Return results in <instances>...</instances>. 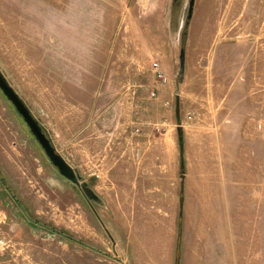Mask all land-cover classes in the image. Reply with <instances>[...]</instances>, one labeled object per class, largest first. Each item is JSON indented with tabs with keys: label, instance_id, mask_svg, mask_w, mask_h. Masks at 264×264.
Wrapping results in <instances>:
<instances>
[{
	"label": "rangeland",
	"instance_id": "rangeland-1",
	"mask_svg": "<svg viewBox=\"0 0 264 264\" xmlns=\"http://www.w3.org/2000/svg\"><path fill=\"white\" fill-rule=\"evenodd\" d=\"M188 7L0 0V71L100 198L0 91V264H264V0Z\"/></svg>",
	"mask_w": 264,
	"mask_h": 264
},
{
	"label": "water",
	"instance_id": "water-1",
	"mask_svg": "<svg viewBox=\"0 0 264 264\" xmlns=\"http://www.w3.org/2000/svg\"><path fill=\"white\" fill-rule=\"evenodd\" d=\"M181 65H183L182 58ZM0 91L13 106L17 114L21 117L30 134L34 137L35 141L44 152L48 162L58 171L60 176H62L66 181L70 182L74 188L81 190L83 195L91 203H100L99 196L94 192L89 184L83 180L78 171L68 162V160H66L64 156L57 152L52 141L44 131L43 126L33 116L32 112L29 110L14 88L9 84L6 76L1 71ZM24 215L28 220H30L29 216L25 212Z\"/></svg>",
	"mask_w": 264,
	"mask_h": 264
},
{
	"label": "crops",
	"instance_id": "crops-1",
	"mask_svg": "<svg viewBox=\"0 0 264 264\" xmlns=\"http://www.w3.org/2000/svg\"><path fill=\"white\" fill-rule=\"evenodd\" d=\"M142 52H143V54H144V49H140V51H139V53H138V55L140 56L141 54H142ZM137 60V67L138 66H140L139 68H144V67H141L142 65H146V63L148 62V61H145L144 59L142 60V61H139V57L137 56V57H134L133 58V61H132V63L133 64H135V61ZM148 64H149V62H148ZM130 66H132V65H130ZM149 66H151V65H149ZM148 66V69H147V72H150L151 71V69H150V67ZM133 67H134V65H133ZM160 67H161V71L165 74V75H167V74H169L170 73V68L166 65V63H160ZM170 75V74H169ZM54 145V144H53ZM54 147H56V146H54ZM57 150V152L58 153H60L59 151H58V149H56ZM66 159V158H65ZM67 160V159H66ZM52 166V165H51ZM83 170V169H82ZM85 173L86 172H92L91 174H89L90 176L91 175H95L96 173H101V169H99V167H97V166H95V165H89L88 164V162L86 161V163L84 164V170H83ZM94 172V173H93ZM95 252V251H94ZM118 259V258H117ZM116 264H127V262H126V260H121V259H119V260H116ZM168 264H169V261H168Z\"/></svg>",
	"mask_w": 264,
	"mask_h": 264
},
{
	"label": "built area",
	"instance_id": "built-area-1",
	"mask_svg": "<svg viewBox=\"0 0 264 264\" xmlns=\"http://www.w3.org/2000/svg\"><path fill=\"white\" fill-rule=\"evenodd\" d=\"M151 69L154 78L157 79V81L162 82L163 84L167 83L168 79L167 76L161 71L159 63L153 62L151 64ZM152 96H155V93L151 94Z\"/></svg>",
	"mask_w": 264,
	"mask_h": 264
},
{
	"label": "flooded vegetation",
	"instance_id": "flooded-vegetation-1",
	"mask_svg": "<svg viewBox=\"0 0 264 264\" xmlns=\"http://www.w3.org/2000/svg\"><path fill=\"white\" fill-rule=\"evenodd\" d=\"M188 18H190L191 17V15H192V9H193V6H194V0H188ZM90 186V185H89ZM81 191V190H80ZM82 192V191H81ZM24 213V212H23ZM29 221H31L33 224H36V225H40V224H38L36 221H34V220H32V219H30ZM41 226V225H40ZM42 227H44V226H42Z\"/></svg>",
	"mask_w": 264,
	"mask_h": 264
}]
</instances>
